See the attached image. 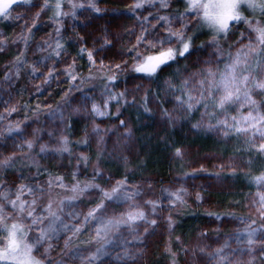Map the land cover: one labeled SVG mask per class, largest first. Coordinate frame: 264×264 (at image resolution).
Wrapping results in <instances>:
<instances>
[{
  "label": "clouds",
  "instance_id": "obj_1",
  "mask_svg": "<svg viewBox=\"0 0 264 264\" xmlns=\"http://www.w3.org/2000/svg\"><path fill=\"white\" fill-rule=\"evenodd\" d=\"M262 118L264 0H14L0 264H264Z\"/></svg>",
  "mask_w": 264,
  "mask_h": 264
},
{
  "label": "snow or ice",
  "instance_id": "obj_2",
  "mask_svg": "<svg viewBox=\"0 0 264 264\" xmlns=\"http://www.w3.org/2000/svg\"><path fill=\"white\" fill-rule=\"evenodd\" d=\"M14 4V0H0V14H4L6 8L9 5H13ZM185 49L188 48V43L185 42L184 46ZM169 53H161L160 57L163 59H167ZM225 87L227 88V81H225ZM232 95V92L230 90L226 91V94L224 96L221 97V102H223L224 100L228 99L230 96ZM250 118V117H247ZM264 119V118H262ZM237 130H240V126H237ZM258 147L262 150H264V143H261L258 145ZM177 151H179V149H177ZM18 227L16 225L13 226V229L10 230V239H9V248H13L16 246L17 242L15 240V231L14 229ZM0 254H2V250H0ZM19 264H31L30 261V257L27 255V253L24 254L23 259L20 260Z\"/></svg>",
  "mask_w": 264,
  "mask_h": 264
},
{
  "label": "rangeland",
  "instance_id": "obj_3",
  "mask_svg": "<svg viewBox=\"0 0 264 264\" xmlns=\"http://www.w3.org/2000/svg\"><path fill=\"white\" fill-rule=\"evenodd\" d=\"M5 23L7 24V22H5ZM207 175H212V173L209 172V173H207ZM210 203H215V201L214 200L213 201H210ZM199 214H201V216H206V214L203 213V212H199Z\"/></svg>",
  "mask_w": 264,
  "mask_h": 264
},
{
  "label": "trees",
  "instance_id": "obj_4",
  "mask_svg": "<svg viewBox=\"0 0 264 264\" xmlns=\"http://www.w3.org/2000/svg\"><path fill=\"white\" fill-rule=\"evenodd\" d=\"M193 215H200L201 216V214H199V213H194Z\"/></svg>",
  "mask_w": 264,
  "mask_h": 264
}]
</instances>
